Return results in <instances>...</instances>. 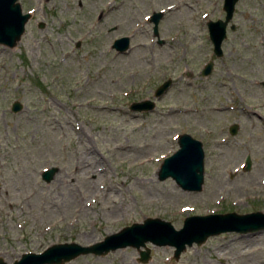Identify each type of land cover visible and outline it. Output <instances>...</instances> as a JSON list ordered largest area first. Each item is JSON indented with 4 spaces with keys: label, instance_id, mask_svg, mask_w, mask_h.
<instances>
[{
    "label": "rangeland",
    "instance_id": "1",
    "mask_svg": "<svg viewBox=\"0 0 264 264\" xmlns=\"http://www.w3.org/2000/svg\"><path fill=\"white\" fill-rule=\"evenodd\" d=\"M18 2L31 16L13 47L0 45V259L90 245L145 217L178 229L188 215L264 211V0L236 2L220 57L206 22L223 18L222 0ZM122 35L130 48L119 54L110 44ZM208 59L213 69L201 77ZM142 99L154 108L128 109ZM14 100L22 107L11 112ZM195 122L239 129L205 139L201 189L185 191L156 171L179 133L197 135ZM145 245V262L124 247L63 264H264V230L210 236L177 258L171 246Z\"/></svg>",
    "mask_w": 264,
    "mask_h": 264
},
{
    "label": "water",
    "instance_id": "2",
    "mask_svg": "<svg viewBox=\"0 0 264 264\" xmlns=\"http://www.w3.org/2000/svg\"><path fill=\"white\" fill-rule=\"evenodd\" d=\"M238 0H222L223 18L208 20L206 28L209 41L212 44V52L215 57L222 55L221 43L226 36V25L232 18L234 6ZM30 14L22 13L17 0H0V45L11 48L20 39L24 32V25ZM160 12H153L150 16L152 34L157 36V24ZM42 27V25H38ZM232 29V25L230 26ZM160 43V40H158ZM117 53H125L130 48L128 36H119L110 46ZM212 67V61H208L201 70V75H207ZM170 78L162 81L153 91L152 97L159 98L170 85ZM264 85V79L261 81ZM22 105L14 100L10 105V111L20 110ZM154 108L152 99L133 101L128 105L131 111L143 112ZM232 134L235 133L233 129ZM249 168V157L245 159ZM56 171V167L46 168L41 172V179L49 181ZM170 178L185 191H199L203 183V150L198 140L191 138L187 133L178 135L177 149L164 157L156 171V178L164 180ZM264 230V211L255 210L246 213L235 211L224 213H211L205 215H189L183 218L181 227L173 228L169 221L157 217H145L141 222H133L116 232L107 234L103 239L90 245H80L75 242L54 243L47 246L41 252H24L11 264H63L79 255L93 254L104 255L109 251L124 247H132L138 251L139 260L145 262L149 242L156 246L173 247V257L177 258L186 246L193 243L200 245L208 237L224 232L256 233ZM142 248V249H140ZM0 264H8L0 259Z\"/></svg>",
    "mask_w": 264,
    "mask_h": 264
},
{
    "label": "flooded vegetation",
    "instance_id": "3",
    "mask_svg": "<svg viewBox=\"0 0 264 264\" xmlns=\"http://www.w3.org/2000/svg\"><path fill=\"white\" fill-rule=\"evenodd\" d=\"M110 10V9H109ZM31 16V15H30ZM30 16H29V18H30ZM28 18V19H29ZM97 22L99 23L100 21H102L103 19H102V16H101V13H99L98 15H97ZM38 25H42V27H43V23L42 22H39V23H37V26ZM230 26H231V24L228 26L227 25V27L230 29ZM42 27H39V28H42ZM113 27L114 26H111V27H109V29H107L108 31H112V30H114L113 29ZM232 29H233V25H232ZM84 34V37L82 38L83 40H85L88 36H89V39H87L89 42L92 40V37H93V35H95V34H93L92 33V35H91V33H90V31L89 30H87V32H84L83 33ZM117 38V37H116ZM116 38H113L112 39V41H111V44H112V42L114 41V39H116ZM110 44V45H111ZM208 61H212L211 59H208L202 66H201V68H200V71H199V73H200V76L201 77H204V76H207V75H209L210 74V72H211V70L213 69V62H212V67H211V70H210V72L207 74V75H201V70H202V68H203V66L208 62ZM195 111H197V109H194ZM221 111V109H219V108H216V109H213V111H215V112H217V111ZM151 111V110H150ZM222 111H224L223 109H222ZM143 112H148V111H143ZM249 113V112H248ZM251 114H253V113H251ZM193 131L194 132H197V135H194V133H187L191 138H193V139H195V140H198L200 143H201V146H202V150H203V161H204V147H203V143L205 142V139H207V138H209V137H213L214 135H216V136H220V138H222L223 136V134L224 133H229V134H231V135H235L236 133H237V131H238V129H239V125H238V123L237 122H231L228 126H227V128L226 129H224V127L222 126V127H219L218 129H216V131L214 130V129H212L210 126H207V125H205V126H200V124H198V123H194L193 124ZM235 130V133L234 134H232L231 133V131L232 130ZM183 133H186V132H183ZM214 133V134H213ZM179 134H182V133H179ZM178 134V135H179ZM216 136H215V138H216ZM178 138V137H177ZM220 138H218V139H220ZM216 140H217V138H216ZM176 143H177V139H176ZM222 142H219V144H221Z\"/></svg>",
    "mask_w": 264,
    "mask_h": 264
}]
</instances>
